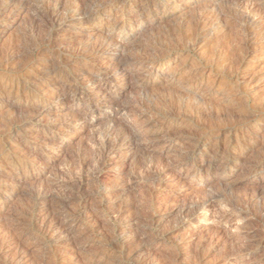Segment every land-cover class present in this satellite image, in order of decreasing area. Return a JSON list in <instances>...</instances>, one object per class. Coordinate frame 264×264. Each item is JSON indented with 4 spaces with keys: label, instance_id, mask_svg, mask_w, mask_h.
<instances>
[{
    "label": "bare ground",
    "instance_id": "6f19581e",
    "mask_svg": "<svg viewBox=\"0 0 264 264\" xmlns=\"http://www.w3.org/2000/svg\"><path fill=\"white\" fill-rule=\"evenodd\" d=\"M169 1L142 0L141 7L134 8L139 23L156 20L158 12L150 13V8H166L170 3ZM226 1L224 0V2ZM262 1L238 0L239 4L235 11L238 15L230 20L226 14L200 12L188 21V26L184 31L180 26L176 30L159 33L153 37L150 43L141 44L142 49L129 50V44H126L125 41L112 42L107 36H102L97 40H93L92 36H89L90 39H84L75 48L69 49V47V50L65 52L59 49L57 57L53 61L48 60L49 56L46 51L51 50L56 43L54 39L59 33L62 31L74 33L83 25L92 27L94 23L90 17L97 12L110 11L111 7L100 6L97 0H42L39 6L32 5L27 0L0 1V18H3L5 23L10 21L19 25L28 15L29 20L27 18V21L30 22L32 30L30 34H23L22 40L35 42L31 46L27 45L28 43L25 45L24 42L14 44L6 50L0 48V119L2 118L0 120V161L4 162L3 170H0V205L6 204L10 200L11 193L18 192L21 187H30L29 185L36 187L30 191V202L20 214L15 216L10 223L0 220V264H20L23 259L29 257L30 248L35 245L36 247L43 246L42 253L44 254L54 252L62 241H71L77 234L82 236L86 230L88 237L99 235L100 231L106 230V234H104L108 242L109 239H120L122 243L119 251L123 254L129 251L146 253L149 251L151 241L164 238V234H159L160 232L155 235L154 232L158 231V227L153 225L151 216L143 219L137 218L122 228L116 227L114 223L119 218H134L135 211L139 208L135 202L129 199L136 178L134 172L128 170V161L134 162L137 160L138 153L143 154V159L148 164V167L142 168L143 178L155 182L163 175L171 174L175 167L160 168L156 166L159 163L156 161L157 156L151 155L144 143L166 142L184 136L187 141L177 156L179 166L192 160L195 161L202 155L203 158H206L205 166L200 163L194 164L192 167L196 172L206 171L209 173L218 169L221 171L220 174H225L226 165H217L218 155L222 152L218 145L219 136L227 137L230 135L228 145L234 141L241 142L240 129L253 132L254 129L249 128L253 122L263 119L264 106L252 105L246 101V96L244 101L237 102V105L234 106L236 110L231 109L232 107L230 108L229 105L224 106V109L208 108L206 107V100L195 93V90L193 91L188 87H176V85L169 88H159V95L153 96L147 103L139 101L127 103L121 101L126 98V93L121 88L126 86L130 90H135L134 86L136 85L140 91L148 90L147 85L138 84V77L132 72L133 67L137 66L142 69L156 65L161 67L164 65V60L171 58L174 54L179 55L184 50L193 53L201 43H206V39L210 38L214 32L224 34V39L219 43L218 50L216 48L215 54L218 56L214 61L218 66L224 68V78L228 79L230 84L235 85L229 90H235V87L238 86L237 73L241 69L245 54L250 49L251 40L249 38L252 34L249 32L257 24L247 7L258 8L264 18ZM165 2H167L166 5ZM244 7V11H241V8ZM64 10L68 11L73 18L75 17V20L71 21L72 24H66L63 21L62 12ZM207 20H217L218 24L209 26L206 23ZM230 21L236 24L239 35L245 36L240 45L232 46L231 49H229L231 43L228 42ZM2 25L4 24H0V28ZM119 27L122 31L137 30L136 28L132 29L127 24ZM42 32H46L47 39L43 40V38L42 41L36 39V41L35 38L42 36ZM2 33L4 31H0V39ZM136 35L140 37L141 33L136 32ZM210 42V40L207 41L205 47ZM38 52L41 53L40 57L47 58L48 61L42 65L41 70H31L30 65ZM159 53H162L160 57L156 56ZM70 57L75 58L74 64L64 66L65 61ZM105 75L107 77H103ZM120 76L127 77L128 82L121 83ZM157 82L158 80L155 78L152 81L155 84ZM88 86H91L95 94L88 95L86 93ZM26 92H29L26 97L23 96L26 103L18 102V98L15 99L16 96ZM40 97L43 100L46 99L47 104L41 101ZM67 99H70L73 108L68 105L63 107H52L51 105V103L66 101ZM148 103L151 107L155 106L156 115L166 120V124L155 128L154 132L146 135L142 141L141 132L133 128L139 124H136V121L132 123V119L128 122H122L120 119L123 116L139 114L145 104ZM74 107H82L83 111H74ZM53 121L55 122L53 125L49 124ZM99 124L108 126L103 131L93 132L91 140L87 144L89 149L84 150L85 152L80 150L81 153L77 155L72 168L62 172L53 171L54 160L52 161L49 157L50 152L47 149L42 152L37 148L32 152L12 148L15 147L14 143L18 139L29 141L32 136L35 140H43V142L41 140V146L44 144L52 149L56 145L55 143L64 146L66 143L62 138L57 137L56 139L50 135L53 129L65 127V131L72 130L75 132L79 129H92L93 126ZM129 124L133 127L128 126ZM15 125H20L22 132L24 129L30 130L35 126L37 129L35 131L31 129L32 133L27 135L13 131ZM179 125L186 126L190 130L179 131L176 127ZM38 129L41 134L37 133ZM258 130L261 129L258 128ZM261 131L264 132V128ZM46 134L47 136H45ZM201 142L216 149L213 151L201 150L198 148ZM87 152H90L91 156ZM226 153L227 151L224 150L223 155ZM258 157L259 163L255 165L252 163L253 168L248 170L253 175L264 173V151ZM114 158L117 161H112ZM206 164H208L207 167ZM93 165L97 166L98 171L91 170ZM107 167H111L109 173L112 178L109 179L102 177L100 172ZM40 173H46L48 178L44 181L39 180ZM31 174L36 175V177L30 179ZM181 183L185 184V181H181ZM251 184L255 185L252 199L254 198L256 201L259 196H262L258 190L263 187L259 186L256 181ZM93 185L99 188L103 187L104 191L119 188L122 193H125L126 198L116 200L114 203L105 202L103 199L101 203L109 205L107 216L110 221L108 220L107 223L101 220L102 218H94L93 221L96 226L91 227L89 225L90 227L85 228L86 230L79 231V228L81 229L86 224L82 221L81 211L92 196L87 190ZM66 192L70 193L68 198H77L78 207L76 209H62L63 203L60 199L66 195ZM218 204L224 208V220L238 222L235 230L242 231L247 228L244 226V220H240L242 210L238 208L239 204L234 203L225 193L212 195L202 206L187 207L188 225H186L190 226L193 222L202 221H214L213 224H217L215 221L219 218L216 216L217 214L214 215V212L219 210ZM38 210L44 211L40 226H37L35 221V214ZM186 216L184 215V217ZM234 217L236 218L233 220ZM142 224L153 228L151 230L155 229V231H152L151 234L146 231L134 236L128 234L131 227ZM255 237L254 235L252 238ZM254 248L255 246L252 245L237 247L233 244V246L225 249L223 261L227 264L240 260L244 255H251ZM172 256L173 258L176 257L175 254ZM51 264H60V261L53 260Z\"/></svg>",
    "mask_w": 264,
    "mask_h": 264
},
{
    "label": "rangeland",
    "instance_id": "374dc122",
    "mask_svg": "<svg viewBox=\"0 0 264 264\" xmlns=\"http://www.w3.org/2000/svg\"><path fill=\"white\" fill-rule=\"evenodd\" d=\"M27 1L32 3V5L39 6L42 0ZM97 2L103 7L110 6V11L97 12L92 15L90 17L91 21L94 23L92 27L83 25L74 33L62 31V33H59L57 36L55 35L56 38L54 40L56 43H54V47L52 46L51 50L49 49L46 51L49 56L48 60H55L59 49L65 52L66 50L75 48L79 46L84 39H90L91 37L89 36H92L93 40H97L102 36H107L112 42L125 41L126 44H129V50L142 49L141 44L150 43L153 37L159 33L176 30L180 28V26H182V31H184L188 26V21L203 11L207 13H221L222 15L226 14L229 16L230 20L235 15H238L235 11L239 4L238 0H227L226 2H224V0H170L166 8H150V13L158 12L156 20L139 23L140 21L138 17L135 16L136 13H134V8H140L142 0H119L117 2L116 0H97ZM164 4L166 5L167 2ZM261 5L264 11V0ZM247 8L256 19L257 24L249 32L252 34L249 38V40H251L250 49L248 53L245 54L241 69L237 73L236 80H238V86L235 87V90H229L235 85L230 84L229 80L224 78V68L218 66L214 61L218 56V54H215L216 48L218 50V45L224 39V34H216L213 32L211 37L206 39V43L209 40L211 41L208 46L205 47L206 43H201L193 53L184 50L180 52L179 55L174 54L171 58L164 60V65L161 67H157V65L154 67L148 66L145 69L137 66L133 67L132 72L138 77V84L147 85L148 90L140 91L137 89L136 85H133L135 90H130L126 86L123 88L120 87L124 89L126 93V98L121 101L127 103H133L134 101L147 103L150 98L159 95V88H169L176 85V87H188L193 91L195 90V93L206 100V107L208 108L217 107L224 109V106L229 105L230 108L232 107L231 109L236 110L234 106L237 105V102L241 103L244 101L246 96V101L252 105L258 104L260 107H263L264 18L262 17V12L259 11L258 8H253L252 6ZM244 9L245 7L241 8V11H244ZM166 16L169 17L166 18ZM27 18L22 22L20 21L21 24L19 25L11 23L10 21L5 23L6 21L0 18V24H4L0 28V31H4L0 39V48L6 50L14 44L25 42L22 40L23 34H30L32 30V26L30 22L27 21ZM62 18L66 24H72L73 20H75V17L73 18L66 10L62 12ZM206 23L209 26H215L218 24V21L207 20ZM124 24L131 26L132 29L136 28L137 30L129 31L128 29V31H122L119 26ZM229 24L228 32L230 37L228 42L231 43L229 45V49H231L232 46L240 45L245 39V36L239 35L236 24L231 21ZM136 32L141 33L140 37L136 35ZM45 33L46 32H42V36L35 38V40L38 39L42 41L43 38V40L47 39ZM30 39L32 38L30 37ZM33 43L35 42H31L30 40V42H25V45L31 46ZM40 54L41 53L38 52V54L34 56L33 62L30 65L31 70H41V68H43L42 65L48 61L47 58L40 57ZM161 54L162 53H159V55L156 54V56L160 57ZM68 59L65 61L64 66H66V64H70V66L74 64V57ZM82 69L84 68L82 67ZM103 77L107 76L105 75ZM154 78L158 80L156 84L152 83ZM119 79L121 83L128 82L127 77L120 76ZM4 84H6L5 81ZM28 93L26 92L23 95L16 96L15 99L18 98V102L26 103L24 97H26ZM86 93L88 95L95 94L91 86L86 88ZM257 99L259 100L258 102ZM41 101L47 104L46 99H42ZM261 101L263 102L261 103ZM51 105L52 107H63L68 105L73 108L70 99L54 102L51 103ZM73 110L78 112L83 111L82 107H74ZM156 112L155 106L151 107L150 103H148L145 104V107L141 109L139 114L134 116L128 115L127 117L123 116L120 120L122 122H128L132 119V123L136 121L135 123L139 125L133 127L129 124L128 126H132L136 131L141 132L140 137L143 141V138L154 132L155 128L166 124V120L156 115ZM0 120H2V118ZM54 123L53 121V123L50 122L49 124L53 125ZM107 126L108 125L99 124L93 126L92 129H79L75 132L72 130L65 131V127L60 128L61 130L53 129L50 135L56 139L60 137L66 143L64 146L55 143L56 147L54 146L53 149L44 144L41 146L42 139L35 140L33 136L29 141H23L21 138L20 141V139H18L19 142L16 141L14 143L15 147L12 148L29 150L32 152L37 148L42 152L47 149L50 154L52 153V155L49 154V157L52 161L54 160L53 171L58 173L72 168L77 155L81 153L80 150L87 151L89 149L87 144H89L91 140V134L99 130L103 131ZM176 127L179 131L190 130L186 126L179 125ZM251 128L254 129L253 132L247 129H240L239 136L241 135L240 138L242 137L240 141H244L243 143L234 141V143L228 145L227 142L231 136H219L218 145L222 152L218 155L219 161L217 165H226L225 174H220L221 171L218 169L212 170L209 173H206V171L196 172L192 167L194 164L198 165L200 163L205 166L206 158H203L202 155L196 159L197 161L195 160L196 162L192 160L179 166L177 156L187 141L184 136H179L175 139L167 140L166 142L157 141L152 144L144 143V145L148 147V152L150 151L151 155L154 154L157 156L156 161L159 163H157L156 166L160 168L166 166L175 167L172 173L170 172L171 174L163 175L155 182L143 178L142 168L144 167L145 169L148 167V164L143 159V154L138 153L137 160L134 162L128 161V170L130 169L133 171L136 178L129 199L135 202L139 208L135 211L136 214L134 218H119L116 219L114 223L116 227L122 228L129 225L130 222L135 221L137 218L143 219L151 216L153 225L158 227L157 232L155 229L151 230L153 228L143 226L142 224L131 227L128 233L132 236L142 234L146 231L150 234L153 233L152 231H155V235L159 232V234H164L165 239L163 238L150 242L149 251L146 253H134L133 251L126 252V254L121 253L119 248L122 241L113 238L112 240L109 239L110 241L108 242V240L105 239L106 230L103 232L100 231L101 233L99 232V235L88 237L85 228L96 226L93 221L94 218H102L101 220L107 223L110 221V218L107 216L109 205L101 203L102 200L104 199L105 202L114 203L116 200L119 201L126 198L125 193H122L119 188H112L104 191L103 187L99 188L93 185L87 190V192L89 191V195L92 196L91 198L89 196L90 199H88L85 207L82 208L81 211L82 221L86 224L83 225L81 229L79 228V231L86 230L84 231L85 233L82 234V236L77 234L71 241H62L54 252L48 254L42 253L43 246H32L30 248L31 254L29 257L27 256L28 258L23 259L20 264H51L53 260H59L60 264H226L223 261L224 251L227 247L233 246V244L237 245V247H242V245L255 246L254 252L251 253V255L242 256L240 260L227 264H264V173L253 175L249 172L253 168V164L259 163L257 161L259 158L258 156L264 151V132L261 131L264 128V117L263 119L253 122L249 129ZM258 128L261 130H258ZM31 129L35 131L37 127L35 126ZM31 129H24L22 132L20 125H15L13 127V131L27 135L32 133ZM37 133L41 134V131L38 129ZM45 136H47V134ZM198 148L205 151H213L216 149L203 142L199 143ZM224 150L227 151L226 155H223ZM87 153L91 156L90 152ZM31 160L33 159L31 158ZM113 160L114 162L117 161L116 158L112 159V161ZM207 166L208 164H206V167ZM3 167L4 162L0 161V170H3ZM96 167L97 166L93 165L91 170L96 172ZM110 171L111 167H107L103 171L100 170L102 177L105 179L112 178L109 173ZM45 174L40 173L38 179L41 181L46 180L48 175ZM33 177L35 178L36 175L31 174L30 179ZM181 181H185V184H182ZM253 181H256L259 186L263 187L258 190L260 195L262 193V196H259L256 201L254 198V200L252 199L253 192L255 191V185L251 184ZM29 186L30 187H21L18 192L11 193L10 200L6 204L0 205V220H4L5 223H10L15 216L20 214L24 208L28 206L30 202V191L36 188L33 185ZM224 193L229 199L234 201V203H237V205L239 204L238 208L242 210L240 220H244V226L247 227L246 229L242 231L235 230L238 225L237 221L230 222V220H224V208L221 207V204L217 206L219 210L214 212V215L217 214L216 216L219 218L215 221L217 224H213L214 221H202L193 222L191 223L192 226H187V207L202 206L212 195ZM69 194V192H66L67 196L64 195L66 197L62 196L60 199L63 203V210H74L78 207L77 198H68ZM64 203L67 204L65 205ZM42 209L45 210V208ZM43 215L44 211H36L35 221L37 226L41 225L44 217ZM184 215L186 217H184ZM235 218L236 217H234L233 220ZM117 234H119V232H117ZM254 235L256 237L253 239L252 237ZM172 254H175L176 257L173 258ZM8 255H11V253H8Z\"/></svg>",
    "mask_w": 264,
    "mask_h": 264
}]
</instances>
